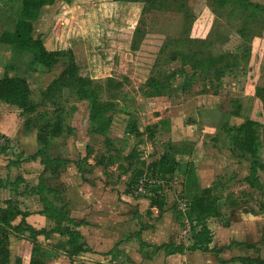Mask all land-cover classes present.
<instances>
[{
  "label": "rangeland",
  "instance_id": "rangeland-1",
  "mask_svg": "<svg viewBox=\"0 0 264 264\" xmlns=\"http://www.w3.org/2000/svg\"><path fill=\"white\" fill-rule=\"evenodd\" d=\"M21 1L0 0V37L4 32L14 31ZM61 1L54 0L41 8L36 33L43 35L49 50H62L67 54L71 49L78 75L93 79L94 85L99 84L102 99L115 101L117 108L110 113L112 125L105 136L93 134L89 103L78 101L76 90L61 85V75L67 70L70 59L65 58L46 70L34 65L28 52L0 42V79L6 74L26 78L32 89V102L37 104L35 112L24 113L16 106H7L0 101V130L9 127L20 136L29 129V139L37 142V149L26 154L20 143L9 140L0 132L3 161L30 165L28 169L32 176L28 182L16 184L20 177L12 178L9 172L4 175L0 181L7 185L5 192L10 191V195L0 196V203L4 204L0 207L6 208L7 201L12 200L19 208L23 206L43 214L40 197L28 191L41 181L53 187V193L47 194V198L59 207L65 204L69 211L70 204H66V199L79 193L84 192L85 196L92 193L96 197L111 193L115 198L108 197L105 209L98 206V211L93 213L108 216L105 221L109 226L107 237L114 235L116 242L112 261L116 260L117 264L127 261H123L124 254L119 248L123 243L137 244L135 248L143 257L151 255L153 248L147 243L160 230L165 231L161 242L191 244L192 224L185 218L186 226H181L173 209L177 205L179 210L187 213L193 193L183 192L184 176L176 173L166 181L147 173L148 165L173 148L179 152L176 153L179 162L195 163L199 187L211 188L219 199L222 217L208 222L213 233L211 246L224 247L219 256L222 262H219L264 264V209L261 208L264 207V188L259 190L246 182L250 159L233 150L231 139L223 130L226 122L239 126L246 119L259 121L263 125L260 158L264 162V105L256 95V88L264 87V27L255 31L257 35L248 44L249 62L226 71L221 83L213 77L203 80L199 71L190 81L181 72L186 71L189 77L194 75L191 60L186 57H194L199 52L200 44L196 40H207L208 44L201 50L214 56L240 55L242 52V38L236 32L242 22L230 7L220 10L211 0H165L160 10L154 12L141 1L73 0L66 10H62ZM252 1L264 4V0ZM61 19L64 22L57 40L53 24ZM152 75L170 77L169 90L162 100L144 94L147 80ZM111 79L114 82L109 86ZM57 81L56 87L61 88L50 92L49 88ZM118 82L124 83L123 88H115ZM236 111L238 116L232 114ZM57 123H61V133L55 137L52 134ZM131 125L137 127L141 136L130 132ZM39 130L49 139L48 153L59 162L46 166L41 164L40 158L28 160L41 147L37 140ZM194 138L197 142H193ZM203 144L209 148L203 149ZM2 149H5L4 153ZM184 152L189 157L193 153V157L184 160ZM132 153L136 155L132 160L128 159ZM41 166L50 170L49 173H43ZM136 168L145 171L141 179L155 181L148 183L143 193H137L140 179L137 184L132 183ZM94 169L99 170L95 172ZM84 176L92 179L93 186L85 182ZM259 177L264 186V171L259 172ZM18 189L21 194L17 196ZM154 189L167 202L162 216L157 209L150 208L149 198L154 195ZM123 194L135 201L147 199L149 202H127ZM19 217L22 220V216ZM18 223L17 220L14 224ZM23 235L30 236L28 232ZM23 235L12 233L9 237L10 264H16L17 257L14 256ZM40 239L43 246L55 249L68 240L67 237L53 242ZM142 242L147 243L142 245ZM236 242L242 244L235 245ZM239 257L241 259L237 260ZM211 258L216 261L215 254ZM128 260L132 261V258Z\"/></svg>",
  "mask_w": 264,
  "mask_h": 264
},
{
  "label": "trees",
  "instance_id": "trees-1",
  "mask_svg": "<svg viewBox=\"0 0 264 264\" xmlns=\"http://www.w3.org/2000/svg\"><path fill=\"white\" fill-rule=\"evenodd\" d=\"M13 1V0H9ZM73 0H62L60 9H67ZM112 2L119 0H111ZM141 1L145 7L152 11L160 10L165 0H133ZM213 5L220 10H226L231 8L235 15L240 17L242 22L237 29V33L242 38L243 46L240 55H232L231 53L214 56L212 53H205L201 49L207 44V40H196V43L200 44L199 52L194 57H186V60L190 61V67L194 71V75L189 77L186 71L181 73L185 75V78L192 81L196 77V72L199 71L203 80L207 77L215 78L221 83L222 77L226 74V71L233 70L249 62L250 58V46L248 45L251 38L256 36L258 29L264 27V4H258L252 0H211ZM54 0H22L19 16L16 19L13 32H4L0 37V42L14 46L18 51L28 52L32 57L34 65H38L46 70H50L53 66L64 61L65 58L70 62L67 70L61 75L63 82L61 85L66 84L68 88L76 90V96L78 101H86L89 103V120L91 122V132L96 135H107L112 125L111 112L115 111L117 104L113 99L104 100L101 97L102 87L97 84L94 85V81L91 78L82 77L78 75V67L75 63V56L73 51L69 49L67 54L62 50H49L46 46L43 35L36 33V23L38 19V13L44 5L53 3ZM67 12V11H65ZM232 12V13H233ZM64 21L61 19L53 24V30L55 32V38L60 39L61 26ZM259 34V33H258ZM192 42H195L191 40ZM239 48V49H240ZM185 60V59H184ZM175 75V73H174ZM172 76L173 78L175 76ZM171 77V78H172ZM170 77L152 75L146 83L145 96L146 97H162L166 95V91L169 90ZM114 80H109V86ZM214 85L213 80L211 81ZM211 83V84H212ZM58 81L55 82L49 91H56L61 87H56ZM124 83H115L116 89L123 88ZM76 88V89H75ZM61 91V90H59ZM256 95L261 99L264 105V87L256 88ZM32 89L29 81L26 78L19 76L9 77L5 75L0 79V101L11 106H16L24 113H33L36 110L37 104L32 102ZM238 116L236 111L232 113ZM27 128V122L25 124ZM263 125L259 121L253 119H246L239 126H231L228 122L224 123L223 130L231 139L233 150L239 151V155L248 157L250 159L249 175L246 177V182L254 188L262 190L264 188L263 183L260 181L259 172L264 171V162L260 158V150L262 147L261 142V128ZM53 136L57 137L61 133V123L54 125ZM150 127H148L149 129ZM29 130V129H28ZM27 129L25 131L29 133ZM130 132L136 136H141L137 127H130ZM37 140L40 144L38 152L29 157L28 160L41 159V164L52 165L59 162L56 158L51 157L49 152L50 142L47 136L39 130ZM5 152V149H2ZM135 152V151H134ZM189 152V151H188ZM176 153L173 148L164 152L159 160L153 161L147 167V173L154 177H158L162 180H169L176 173L184 176L183 192L192 195L190 203H188L187 213L178 209L177 205L174 207L175 219L181 226H186L184 219L190 221L192 243L189 246L180 245L177 246L175 242H169L160 247L153 249V254H157L161 250H165L167 256L172 254H184L186 251L195 252H211L215 253L219 258L222 249L211 248L213 241V233L209 228L208 222L213 218H221V206L219 199L214 195L211 188L201 189L198 184V176L196 165L194 162H188L186 164L181 163L176 158ZM185 153V152H184ZM188 154V153H185ZM135 153L128 156V159H133ZM67 163V161H63ZM11 164V163H10ZM57 170V169H54ZM56 172V171H54ZM143 168H136L133 170V184H137L138 180L144 175ZM21 179H18L16 184L20 183ZM15 184V185H16ZM3 185L0 181V188ZM200 188V191L198 189ZM37 194L43 203V214L48 215L57 224V227L51 231L45 229L35 230L30 226L25 219L29 215V212L22 211L19 206L15 205V201L8 200V206L1 209L0 212V264H10V251H9V237L12 233L25 234L29 233V237H23L22 246L16 259V264H44L54 255L53 250H49L41 243L36 241V238L40 235H44L46 239L50 238L52 234L59 233L68 238L66 243L56 246L58 249L66 251L71 257H77L82 252H86L88 248L84 243H81V235L75 230L78 224L75 220L69 217L67 206H58L55 201H50L47 198V194H52L53 190L45 185L44 181H41L37 186L31 187L28 191ZM155 191L154 195L150 196V208L157 209L159 216H162L166 211L167 202L163 196ZM264 209V207H261ZM22 216V220L18 225H13V221L17 217ZM24 236V235H23ZM142 245L146 243L142 242ZM101 264V263H97Z\"/></svg>",
  "mask_w": 264,
  "mask_h": 264
},
{
  "label": "crops",
  "instance_id": "crops-1",
  "mask_svg": "<svg viewBox=\"0 0 264 264\" xmlns=\"http://www.w3.org/2000/svg\"><path fill=\"white\" fill-rule=\"evenodd\" d=\"M36 25H37V23H36ZM36 31H37V28H36ZM154 99L162 100L164 98L163 97H157ZM5 105L10 106L8 104H5ZM218 120L220 121V124H221L222 119L219 118ZM4 128H1L0 132H2V134L4 136H6V138H8L9 140H11L13 142L20 143L22 150H24V152L26 154H27V152H32L30 150H32L34 148L37 149L36 140L35 139H29V136H31L30 135L31 133H27L24 130L25 133L22 132L24 134L21 133L19 136L18 132H13L12 129H10L9 127L8 128L4 127ZM33 142H34V144H33ZM193 142H197L195 138H194ZM199 143H197V145H196L197 147H200ZM197 147H196V150L198 149ZM205 148H209V147L207 145L203 144V149H205ZM196 150H194V153L196 152ZM204 151L206 153L209 151V149L204 150ZM36 152H38V150ZM36 152L33 153L32 155H35ZM192 155H193V153H192ZM182 157L184 158V160H186L187 158L190 160L189 154L188 155L184 154V155H182ZM155 160H157V159H155ZM36 163L37 162H35L34 164H36ZM39 164H40V162H39ZM26 165L27 164H24V163L10 164L9 161L6 163L3 161V159L1 158V155H0V179L4 178L3 177L4 175L6 176L9 174L10 177H12V178L14 176H17L18 178L20 177V179H21V181L19 180L20 183L21 182L25 183V181L28 182L30 180V178L32 177L30 175V172H29L30 169H28L31 167H29L30 165L26 167ZM8 166H9V169H8ZM40 168H42V166ZM44 168L41 169L43 171V173L44 172L47 173L48 171H50V170L46 171V169H44ZM37 169H39V168H37ZM98 170L99 169H94L95 172H97ZM85 182L89 186H93V184H94L92 179H89L86 177H85ZM4 185L2 188H0V196L1 195L2 196L3 195H6V196L10 195V191L5 192V190H7V188H6L7 185L6 184H4ZM13 186L15 187V185H13ZM49 188L52 189L53 187H49ZM80 190L83 191V188ZM19 193H20L19 189L16 190V195ZM100 195H102V196L96 197L95 194L92 196V193H90L89 195L85 196L84 192H83V193H79L75 197L72 196L71 198L66 199V204H70V207H69L70 211L68 209V211L70 213L69 217L71 219L75 220V222L78 224V226L75 227V230H77V232L81 235V243H84L85 247L88 248V250L86 252H82L77 257L71 258L66 253V251L64 252L62 250L47 246L46 247L47 249L53 250V251H55V253L44 264H97V263L117 264L118 263L116 260L112 261L113 253H115L113 251H114V247H115L116 242H115V236L114 235L107 237V235H108L107 228L109 226H107L105 224V221L108 220V216L105 214L93 213L94 211H98V208H99L98 206H102L105 209L108 197L115 198V196H114V194H111V193H104V194L101 193ZM123 196L125 198V201L133 202L135 204H141V202H146V203L149 202L147 199H139V200L135 201L131 197H129L125 194H123ZM0 205H4V204L0 203ZM63 205H65V204H63ZM73 206H74V208L72 209L71 207H73ZM4 207L5 206H3L2 208L0 207V208L4 209ZM26 208L27 207L21 206L20 209L24 212H26V211L30 212L26 218V222L30 226H32L35 230L39 231V230L45 229L47 231H51L52 229L57 227L56 222L54 220H52L48 215L40 214L38 212L34 213V211H32L31 209H29V208L26 209ZM249 214H250L249 216H253L252 213H249ZM19 218L20 217H17L16 220L13 221V225H15L14 223L17 222V220L20 223L21 218H20V220H19ZM113 218H115L114 215H113ZM78 219H80V220H78ZM18 224H16V225H18ZM46 227H48L49 229H47ZM164 233H165L164 230L158 231L155 236L151 237L153 241L151 239H149L148 243L147 242L146 243L149 246H152L153 249L169 243L167 241L161 242V240L165 238ZM23 237H25V236H23ZM40 237H43L45 239L44 235L38 236L36 238L38 243H42L40 241V240H42V239H40ZM61 237H62V239H64L66 236H63L59 233H54L51 235L50 238L46 239V241L53 242L54 240H57L58 238H61ZM145 238H146V236H144V241L146 240ZM21 243H22V240H21ZM21 243H20V246H21ZM212 243H213V241H212ZM176 244H177V246H180V245L189 246V245H191V244H187V243H176ZM239 244H242V243H239V242L235 243V245H239ZM154 245H156V246H154ZM20 246H19V248H20ZM135 247H137V244H135V243L133 245H132V243L130 245L123 243L121 246H119L120 250H122V253L124 254L123 261L127 260L123 264H221L219 262L220 260L218 259L217 255L215 253H211V252H201V251L189 252V251H186L184 254H172L170 256H167L165 253V250H161L157 254H153V251H152L151 255L145 254V256L143 257L142 254L138 253V251ZM19 248L17 250L16 255L14 256L15 258L18 256ZM211 248L216 249L213 246H211ZM212 254H215V256H216L215 262H213V259L211 258ZM125 255H127V256H125ZM129 257L132 258V261L128 260ZM12 258H13V256L11 255V259ZM219 258H221V257H219ZM239 259H241V257H239L237 260H239ZM221 262H222V260H221ZM120 264H122V263H120Z\"/></svg>",
  "mask_w": 264,
  "mask_h": 264
},
{
  "label": "built area",
  "instance_id": "built-area-1",
  "mask_svg": "<svg viewBox=\"0 0 264 264\" xmlns=\"http://www.w3.org/2000/svg\"><path fill=\"white\" fill-rule=\"evenodd\" d=\"M0 145H2V143L0 142ZM154 182L155 181H148L146 178H142V179H140V181H139V185H138V191H137V193H143V192H145V187H146V185L148 184V183H152V184H154Z\"/></svg>",
  "mask_w": 264,
  "mask_h": 264
}]
</instances>
